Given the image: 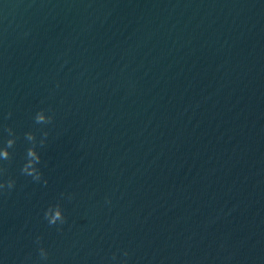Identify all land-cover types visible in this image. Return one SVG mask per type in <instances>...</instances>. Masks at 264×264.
I'll use <instances>...</instances> for the list:
<instances>
[{"label": "water", "instance_id": "1", "mask_svg": "<svg viewBox=\"0 0 264 264\" xmlns=\"http://www.w3.org/2000/svg\"><path fill=\"white\" fill-rule=\"evenodd\" d=\"M0 125V264H264V0H0Z\"/></svg>", "mask_w": 264, "mask_h": 264}, {"label": "clouds", "instance_id": "2", "mask_svg": "<svg viewBox=\"0 0 264 264\" xmlns=\"http://www.w3.org/2000/svg\"><path fill=\"white\" fill-rule=\"evenodd\" d=\"M59 87V85H57ZM45 109L38 110L33 116V122L35 125H51L53 123V115H46ZM11 117L9 112L4 119ZM3 133H6V137L0 140V196L9 195L12 190L16 187V181L12 178L3 179L8 172V166L11 165L14 157L15 147L17 140L20 139L15 133L12 127L7 125H0ZM49 136L48 131L40 130V138L37 139L34 132L28 131L23 134V140L27 143L25 148L23 163L20 166L19 172L21 176L31 178L32 183L41 184L42 186H47L48 180L44 178L43 172L41 171V157L38 151L46 146V142ZM12 150V151H9ZM61 199H67L71 201L74 198V194L60 193ZM106 204H110L111 201L106 199ZM43 219L47 222L49 227H55L57 232H62V226L67 222V218L63 214V209L59 200L54 204H49L43 212ZM42 237L37 236L35 243L37 245L41 244ZM38 255L41 261L47 262L49 259L48 251L40 246L38 247ZM123 257L127 258L129 253L123 251ZM111 261H116V254L113 253L111 256ZM23 264V262H22ZM121 264H126V260L122 261Z\"/></svg>", "mask_w": 264, "mask_h": 264}]
</instances>
